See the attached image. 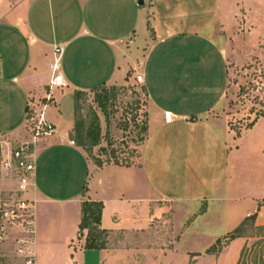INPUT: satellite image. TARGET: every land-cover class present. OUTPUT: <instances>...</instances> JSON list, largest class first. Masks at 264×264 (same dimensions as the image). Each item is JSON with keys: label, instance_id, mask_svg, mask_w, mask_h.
<instances>
[{"label": "crops", "instance_id": "obj_1", "mask_svg": "<svg viewBox=\"0 0 264 264\" xmlns=\"http://www.w3.org/2000/svg\"><path fill=\"white\" fill-rule=\"evenodd\" d=\"M198 1L147 0L141 7L138 0H13V5L0 0V77H13L17 84L0 102V112L9 113L0 136L25 137L28 106L39 110L45 102L52 78L51 54L58 45L64 46L59 71L66 83L64 89L75 95L87 93L128 83L130 75L128 80L143 88L147 103L146 139L135 163L98 167L82 147L71 144L76 143L72 137L74 122L65 132L58 129L62 115L58 91L64 89L52 91L53 101L45 117L55 126V134L42 139L35 148L36 173L26 194L36 203V233L30 245L36 264H58L50 244L56 235L66 249L64 258L59 259L61 264H83L77 262L78 253H96L84 249L85 239H77L85 201L103 203L101 228L111 236L148 228L153 231L158 225L167 226L169 236L175 237L169 247L153 243L112 250L109 235V245L101 251L110 254L144 250L168 258L177 253L178 244L186 237L212 235L217 241L254 213L256 227L264 226V178L260 170L249 174L247 159L244 163L233 161V139L239 137L227 114L230 48L234 33L244 26L238 12H232L231 5L227 7L223 0H218V9L205 8ZM15 30L18 44L3 43V34ZM140 36L142 41L137 43ZM3 56L7 58L4 65ZM42 70L48 76H42ZM138 75L143 77L140 84L136 82ZM166 113L173 115L171 122H166ZM263 124L264 117L250 129ZM256 149L264 164V134ZM202 154L207 159L194 162ZM254 173L256 178L251 180L258 182L260 192L252 195L241 183ZM13 186L0 177L1 193L8 194ZM142 192L154 196L142 199ZM113 203L117 211L110 210ZM131 203L149 206L145 227L136 226L135 221L128 224V215L118 212L119 207ZM39 205L64 206L66 222L55 227L52 219L46 225L38 221ZM175 205L199 209L188 213L179 224ZM107 216L114 222L107 224ZM50 229L59 234H52ZM245 243L244 238L237 239L217 255L206 254L213 244L204 253L187 251L185 264H237Z\"/></svg>", "mask_w": 264, "mask_h": 264}, {"label": "rangeland", "instance_id": "obj_2", "mask_svg": "<svg viewBox=\"0 0 264 264\" xmlns=\"http://www.w3.org/2000/svg\"><path fill=\"white\" fill-rule=\"evenodd\" d=\"M8 1L10 5H13V0ZM223 1L227 7L228 4L231 5L232 12H238L236 15L240 16L241 26H244L243 30L239 28L234 33L233 45L230 48L231 63L228 71L227 114L233 131L241 133L245 130L241 138L239 136L236 140L233 139L232 158L233 161L237 159L242 160L243 163L247 159L249 174L256 170L259 173L260 170V174L264 178V164H261V160L257 157L260 153L256 149V144L259 143L264 134V124L248 129L254 121L264 117V0ZM196 3H192V8L196 7ZM198 3L205 8L210 6L218 9L221 6V2H218V0H200ZM3 35L6 37H2L4 39L3 43L6 41L13 47L18 44L19 36L16 30L14 32L7 31ZM140 41H142L141 36L138 38L137 43H140ZM51 60L53 61L52 54ZM6 62L7 58L3 56L2 65ZM44 75L48 76V73L42 70V76ZM5 79L0 77V102L6 99L17 85L12 80L13 77ZM119 81L122 82V80ZM93 85L97 87L99 83L94 82ZM58 92L61 93L58 107L62 114L59 119L60 123L59 121L57 123L58 129L65 132L69 127V123L74 122L72 137L78 145L81 142L85 143L82 148L93 160L98 158L104 163H114L115 159L111 157L112 150L119 147L121 149L117 151V154L127 156L131 159L130 162L135 163V160L139 157V148L146 139V132L143 131V128L147 125V115L145 113L147 103L141 86L128 80V83L122 85L100 87L91 92L83 93L78 97V101H75V92L69 89ZM98 95L105 98L104 108L99 107L96 101ZM51 108H55V106ZM8 114V112H0V128L5 125ZM12 114L18 116V113L13 112ZM135 116L136 121L133 120ZM125 123L129 124L127 130H124ZM122 141H125V145H120ZM206 159V155L202 154L194 162H202ZM129 161L120 163L127 165L130 163ZM248 176V180H243L241 186L252 195L258 194L260 192L258 182L256 183V180L252 182L256 178L255 173ZM237 187L240 188V186ZM142 193L144 194L141 195L142 199L154 196L153 194L150 195L149 192ZM57 209L54 206L39 205L36 219L45 225L46 221L52 219L55 221V227H59L66 222L67 217L63 210L65 209L64 206H59ZM197 209H199L198 206L184 208L175 205L176 223H182L188 213H197ZM110 210L117 211L115 203L110 205ZM118 212H125V215H128L125 218L129 222L128 224L135 221L136 226L145 227L150 209L145 204L133 205L131 203L119 207ZM232 212H234V209H232ZM168 216H170V213H168ZM109 221L114 222L112 218L107 216L106 223L109 224ZM157 226L153 227V231L148 228L136 232H120L113 236L110 234L111 249H117L121 246L147 247L153 243L165 244L169 247L175 237L169 236L167 226L164 225L165 228ZM234 229L233 227L229 231ZM50 231L52 234H59L56 229H50ZM87 234L88 231L84 230L81 240H84ZM58 236L56 235L50 244L56 250L57 263L61 264L59 259L64 258L66 249L63 241ZM12 237L14 236H12L11 231V237L0 243V264H20L14 253L15 247ZM211 237L212 235L200 238L186 237L178 244L177 253L175 255L171 254L168 258L160 257L154 252L134 250L119 251L116 254H110L107 251H96L95 254L91 252L78 253L76 259L77 262H83V264H185L189 259L187 251L204 253L216 242ZM244 240L246 243L240 252L237 264H262L264 231H258L250 227L246 231ZM203 263H207V261L204 260Z\"/></svg>", "mask_w": 264, "mask_h": 264}, {"label": "built area", "instance_id": "obj_3", "mask_svg": "<svg viewBox=\"0 0 264 264\" xmlns=\"http://www.w3.org/2000/svg\"><path fill=\"white\" fill-rule=\"evenodd\" d=\"M64 53V46H55L53 62L50 64L52 78L49 91L40 104L39 110L29 105L25 137L13 139L9 136H0V177L13 182L8 194L0 192V243L12 237L14 253L20 264H36V256L31 248L35 238V201L26 197L29 188L33 185L36 173L35 148L40 141L55 134V126L45 117L47 106L53 101V90H62L66 87L64 77L60 71V64ZM143 77H136L137 83H142ZM166 122L173 120V115L165 114ZM72 145L76 143L71 142ZM120 162L131 160L129 157L119 155Z\"/></svg>", "mask_w": 264, "mask_h": 264}, {"label": "trees", "instance_id": "obj_4", "mask_svg": "<svg viewBox=\"0 0 264 264\" xmlns=\"http://www.w3.org/2000/svg\"><path fill=\"white\" fill-rule=\"evenodd\" d=\"M130 75L126 78V81L128 82ZM105 86H103L104 88ZM83 94L82 92H78L75 95V101H78V97ZM104 100L105 98H103V96L98 95L96 98L97 103L99 104V107L104 108ZM136 116L133 118L134 121H136ZM257 121H254L249 127L248 129L252 128L254 126V124ZM129 124L125 123L124 125V130H127ZM143 131L146 132L147 131V127L145 126V128H143ZM237 136H240V133H237ZM85 143L81 142V144L79 145L80 147L84 146ZM120 145H125V141H122V143ZM121 148H115V150H112V156L115 159L114 164L115 165H120V166H131L133 164V162H130L129 159L127 161H129L130 163H128L127 165H124L122 163H120V161L117 159L118 158V154L117 151H119ZM94 161L96 162V164L98 165V167H102L104 162L99 160L98 158H95ZM127 161H123V162H127ZM87 192V187H84L83 193L85 194ZM103 209H104V205L102 202H91V201H85L83 202L82 205V219H81V223L79 225V231H78V235H77V239L81 240V236L83 234L84 230L88 231V234L85 237V244H84V249L86 251H92V250H96V251H101V250H105L107 249L108 245H109V231L104 230L101 228V221H102V214H103ZM256 218H257V213H254L253 215L248 216L247 218H245L241 224L234 230L232 231L228 236L221 238L219 240L216 241L215 244H213L207 251L206 254H213V255H217L219 254L223 248L227 247L228 245H230L233 241L240 239V238H244L246 231L251 227L254 228L258 231H264V226L262 227H256L255 222H256ZM194 256H199V255H193L191 256L192 258ZM264 256L262 258V262H263Z\"/></svg>", "mask_w": 264, "mask_h": 264}, {"label": "water", "instance_id": "obj_5", "mask_svg": "<svg viewBox=\"0 0 264 264\" xmlns=\"http://www.w3.org/2000/svg\"><path fill=\"white\" fill-rule=\"evenodd\" d=\"M146 3H147V0H138V5L141 6V7L145 6Z\"/></svg>", "mask_w": 264, "mask_h": 264}]
</instances>
